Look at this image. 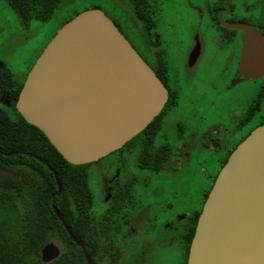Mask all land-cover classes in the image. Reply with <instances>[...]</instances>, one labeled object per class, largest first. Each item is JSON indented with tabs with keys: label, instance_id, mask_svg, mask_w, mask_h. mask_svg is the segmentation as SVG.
Here are the masks:
<instances>
[{
	"label": "water",
	"instance_id": "95a60500",
	"mask_svg": "<svg viewBox=\"0 0 264 264\" xmlns=\"http://www.w3.org/2000/svg\"><path fill=\"white\" fill-rule=\"evenodd\" d=\"M236 26L243 30L238 65L247 77H257L264 72V29ZM166 97L163 83L113 21L101 9L88 8L67 20L42 49L16 109L63 158L84 164L140 132ZM55 179L59 193L56 174ZM41 253L50 260V244ZM186 264H264V123L234 147L218 171Z\"/></svg>",
	"mask_w": 264,
	"mask_h": 264
},
{
	"label": "rangeland",
	"instance_id": "374dc122",
	"mask_svg": "<svg viewBox=\"0 0 264 264\" xmlns=\"http://www.w3.org/2000/svg\"><path fill=\"white\" fill-rule=\"evenodd\" d=\"M130 1L60 0L46 21L35 18L23 21L6 0H0V62L12 74L13 79L21 82L47 42L76 12L96 6L107 14L115 12L122 20L124 18L126 22L123 20L118 26L140 56L155 68L149 47L157 51L162 48L170 68L169 77L178 75L179 78L174 104L163 108L161 127L152 140V145L168 144L172 150L181 146V155L178 156L177 163H170L165 170L150 176L149 196L152 202L170 199L172 211L179 208L183 212H194L200 209L204 193L210 188L215 174L224 162L227 150L263 121L264 96L259 101L256 97L264 90V73L246 78L227 89L225 84L236 65L240 43L238 40L221 42L214 36L205 41L206 52L202 68H196L187 82L186 68H193L197 56L194 54L197 51V41L191 35V24L194 22L202 25V20H206L207 16L200 17L194 7L188 6V0H156V31L161 35L158 42L151 39L145 29L143 31V25L137 27L133 18L135 11ZM194 2L203 9L204 0ZM234 5V10L249 25L259 30L264 27V19H256L264 10V0H240L239 4ZM141 19L147 25V18L142 16ZM159 43L162 45L159 46ZM161 55L154 54L158 62ZM157 73L160 74L158 70ZM173 93L174 91L172 95ZM245 115L249 118L244 119ZM208 126L218 127L221 133L204 140L203 131ZM136 135L128 143L131 144ZM204 142H207V146H204ZM219 145L223 148H217ZM225 148L228 149L225 151ZM102 161L99 160L97 165ZM87 163H90L87 165L88 182L95 196L96 207L99 202L95 190L96 178L92 174L96 163ZM167 213L164 210L163 217ZM176 248L178 247L174 245L166 259L164 258L167 264H179L181 250L179 252Z\"/></svg>",
	"mask_w": 264,
	"mask_h": 264
},
{
	"label": "flooded vegetation",
	"instance_id": "af4514ba",
	"mask_svg": "<svg viewBox=\"0 0 264 264\" xmlns=\"http://www.w3.org/2000/svg\"><path fill=\"white\" fill-rule=\"evenodd\" d=\"M130 2L133 4L132 6L135 11L133 18L137 23V27L143 25V31L145 29L151 36V39L160 42L161 35L156 31V15L158 12L157 1L131 0ZM239 3L240 0H204L203 9H200L194 0H188V6L194 7V9L200 13V17L206 18L207 16V19L202 20V25L194 22L191 24V35L195 38V41H197L195 43L197 51L194 53L197 54V56L193 68H186L187 82L193 76L196 68H202L204 54L206 52L205 41L214 36L221 42L230 43L232 40H238L240 43L237 62L232 70L231 76L227 80V84H225L226 88L230 89L231 86L242 82L244 79L251 78L247 77L245 72L242 71L238 65L241 55V38L243 30L237 27L236 24H248L240 17L241 15L234 10V4ZM91 8L98 7L95 6ZM77 13L78 12L74 15ZM104 13L123 34L118 23H121L123 20L126 22V20L124 18L122 20L115 12L110 14ZM73 16H71V18ZM142 16L147 18V25L143 24L144 22L141 19ZM256 19H264V10L261 16L256 17ZM261 29H264V27ZM124 37L127 38L125 35ZM158 45L161 46L162 43ZM149 54H152L156 66L155 68L148 64L145 59H142L149 65L166 88V101L156 115L158 117L157 120L148 130L143 131L144 127L137 133V137L131 144L128 142L132 139L95 160L96 166L92 174L96 178L95 190L99 202L96 207L94 206L95 196H93L90 189L92 200L88 207L83 204L81 205L82 209L80 211L71 212L70 210H66L64 214L58 212L61 218H59L56 211H54L58 221H56L54 217H50V240L42 246V248H44L46 245L50 244V261L52 264H54L55 259L58 260V258L59 260H64L65 263L66 261L70 263L72 258V260H80L77 249L80 250L84 261V263L80 261V264H90L86 256L91 264H167L164 258L166 259L167 254L174 245L178 247L176 248L177 251L180 252L181 250L179 264H186L189 246L194 234L200 209L218 171L225 163L234 147L245 138L254 127L264 123L263 119L262 122L251 128V130L232 146L230 150L225 148V151L228 149L227 156L215 174L210 188L204 193V200L199 210L194 212H183L179 208H176V210L172 211L173 204L170 202L171 200L165 198L152 202L148 191L150 176L152 177L165 170L170 163H177L178 156L181 155V146H177L172 150L168 144L161 143V145H152V140L155 139L161 127L160 122L163 116V108L165 105L170 106L174 104L176 97L175 88H177L176 85L179 78L178 75H175L176 79L175 76L174 78L169 77L168 73L170 68L167 65L166 54L162 48L157 51V49L149 47ZM154 54H162L159 62L157 58L154 57ZM261 63L262 60L257 59L256 64L260 65ZM5 70L8 71L0 62V79ZM157 70L160 74L157 73ZM13 80L20 82V80L17 81L16 78ZM23 81H21V86ZM172 91H174L173 95ZM263 96L264 90H261L256 100L259 101ZM16 99L14 102L15 109ZM0 108L11 111L10 94L2 83H0ZM11 117L16 118L15 115H11ZM243 118L248 119L249 117L245 115ZM181 121H183L182 118ZM210 127L211 126H208L203 131L202 137L204 140L205 138L209 139L211 135L221 133L218 127ZM176 133L178 132L176 131ZM233 133H230V135ZM203 144L207 146V142ZM217 148L222 149L223 146L219 145ZM6 153L5 150L0 148V190H2L8 182L21 185L28 181H32L35 177V166L33 163L25 161L19 164H8L5 162ZM26 157L28 158V156ZM101 159L103 161L100 165H97ZM88 164L90 163H86L85 167L87 177H89ZM164 210L168 211V213L163 217L162 213ZM58 222L61 226L57 224ZM61 229L64 230V232H62ZM70 232L82 243L83 247L72 238ZM189 234H191L190 237L188 236ZM53 253L55 255H53Z\"/></svg>",
	"mask_w": 264,
	"mask_h": 264
},
{
	"label": "trees",
	"instance_id": "16d2710c",
	"mask_svg": "<svg viewBox=\"0 0 264 264\" xmlns=\"http://www.w3.org/2000/svg\"><path fill=\"white\" fill-rule=\"evenodd\" d=\"M6 2L23 21L32 18L46 21L60 0ZM2 74L0 83L10 94L11 111L0 108V148L7 152L5 162L8 164L32 162L35 177L21 185L8 182L0 190V264H52L41 257L42 246L50 240V217L58 221L54 211L60 214L66 210L80 211L81 205L88 207L91 203L86 164L68 162L39 128L25 121L14 105L21 82L14 81L7 70ZM157 118L155 116L143 131ZM55 174L61 186L59 193H56ZM77 253L80 260L72 258L70 263H65L58 258L54 264L84 263L79 249Z\"/></svg>",
	"mask_w": 264,
	"mask_h": 264
}]
</instances>
